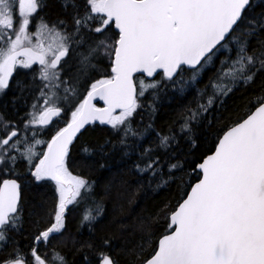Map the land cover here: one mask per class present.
<instances>
[{
	"label": "snow or ice",
	"instance_id": "obj_1",
	"mask_svg": "<svg viewBox=\"0 0 264 264\" xmlns=\"http://www.w3.org/2000/svg\"><path fill=\"white\" fill-rule=\"evenodd\" d=\"M59 3L48 19L38 16L44 0H0V94L32 99L16 119L0 112V264H68L52 240L67 229L69 205L93 196V182L70 170V146L95 122L109 126L123 156L135 155L132 169L149 187L177 185L174 202L134 226L138 240L123 241L124 264H264V0ZM18 69L32 78L13 86ZM169 89L194 90L193 100L178 128L144 146L153 125L141 131L133 117L145 99L155 112ZM249 91L227 108L226 98ZM181 140L182 158L172 147ZM32 187L48 198L28 210L21 247L23 191ZM91 205L80 220L89 236L65 240L80 257L73 264H121L115 236L97 235L103 203Z\"/></svg>",
	"mask_w": 264,
	"mask_h": 264
},
{
	"label": "trees",
	"instance_id": "obj_2",
	"mask_svg": "<svg viewBox=\"0 0 264 264\" xmlns=\"http://www.w3.org/2000/svg\"><path fill=\"white\" fill-rule=\"evenodd\" d=\"M44 2L46 6L38 11V16L54 19L60 13L59 0H44ZM204 81H207V75L204 77ZM252 95L251 91L244 93L243 96L237 92L231 98H226V106L230 111L234 110L245 97ZM193 96L194 90H189L184 96H180L179 93H174L169 89L166 93H162L159 100L153 104L155 112H152V109L148 107L149 99L142 101V107L133 117V127L143 131L150 122L152 123L153 128L147 132L142 141L144 146L155 141L156 132L165 133L170 127L178 128V124L173 122L183 108L193 100ZM224 115H228V112H225ZM207 131L209 130H200L201 141ZM108 141L111 143L106 144ZM114 144L117 145L115 150L112 147ZM101 146H104L103 151H101ZM70 147L72 157L70 170L74 175H82L93 182V196H86L79 204L69 205L67 229L63 237L57 236L56 239L52 240V246L62 252H67L68 264H73L74 261L79 260L80 257L73 252L72 241L68 240L67 246H65V240L69 236L75 240H83L89 236L88 228L80 227V220L85 209L92 206L91 201L94 199L103 203L106 209L103 224L97 225V235H103L107 232L115 236L116 247L113 254L121 260V264H124L123 241L128 240L135 243L138 240L139 233H134V226L139 223L142 217L154 213L157 208L162 207L165 203L174 202L173 198L176 195L177 185L171 183L166 187L156 189L154 182L152 187H149L146 177H140L132 169V161L135 160V155L131 158L123 156L115 136L107 125L97 123L87 125L77 134V138ZM172 147L181 158L182 153L188 151V145L183 140L180 141L179 145L174 144ZM85 149L88 151L86 152ZM101 163L105 165L103 168L99 166ZM178 175L183 174L179 173ZM141 183H143V187H141ZM47 198L48 193L42 187L26 188L23 191L25 225L22 229L23 234L16 236L21 247L27 243L25 237L32 231L31 225L28 223V210L33 204H39ZM110 221L115 222L109 223ZM122 225L127 226V228L123 230L121 235Z\"/></svg>",
	"mask_w": 264,
	"mask_h": 264
},
{
	"label": "flooded vegetation",
	"instance_id": "obj_3",
	"mask_svg": "<svg viewBox=\"0 0 264 264\" xmlns=\"http://www.w3.org/2000/svg\"><path fill=\"white\" fill-rule=\"evenodd\" d=\"M34 30V29H33ZM38 65H33V69H38ZM20 75L14 72V78L10 79V83L15 86V81L18 79H23L26 83L31 80L32 72L27 69H18ZM23 73H28L25 77ZM15 99V105H13V100ZM32 99L28 96L27 92L24 95L18 90H7V94H0V112L6 113L9 118L16 119V112H19L20 116H23L27 111L30 110V105ZM46 138V137H41Z\"/></svg>",
	"mask_w": 264,
	"mask_h": 264
},
{
	"label": "water",
	"instance_id": "obj_4",
	"mask_svg": "<svg viewBox=\"0 0 264 264\" xmlns=\"http://www.w3.org/2000/svg\"><path fill=\"white\" fill-rule=\"evenodd\" d=\"M102 103V102H101ZM99 106H102V105H99ZM95 123H99V122H95ZM86 126V125H85Z\"/></svg>",
	"mask_w": 264,
	"mask_h": 264
}]
</instances>
